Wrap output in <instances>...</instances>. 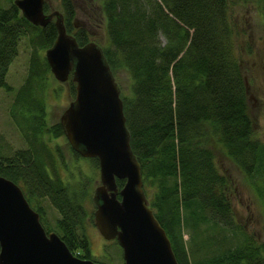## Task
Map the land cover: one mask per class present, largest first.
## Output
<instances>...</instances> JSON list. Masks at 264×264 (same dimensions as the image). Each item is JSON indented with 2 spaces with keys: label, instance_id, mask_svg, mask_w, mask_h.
<instances>
[{
  "label": "trees",
  "instance_id": "1",
  "mask_svg": "<svg viewBox=\"0 0 264 264\" xmlns=\"http://www.w3.org/2000/svg\"><path fill=\"white\" fill-rule=\"evenodd\" d=\"M5 1L9 4L0 6V88L13 92L10 116L25 147L5 153L0 144V176L18 184L29 204L35 202L46 232H56L77 257L92 259L83 233L94 212L86 208L89 189L59 176L55 152L46 143L50 132L42 94L51 71L42 53L56 38L54 22L34 25L14 0ZM89 1L99 7L95 27L105 25L108 43L102 52L111 71L123 68L129 74L130 90L120 96L130 148L148 206L178 264H264V245L235 224L229 189L210 147L220 145L264 201V143L254 138L247 113L228 1ZM57 3L70 33L75 0ZM73 34L79 45L89 40L87 28ZM22 39L30 50L28 68L13 90L5 76ZM67 83L74 96V83ZM55 127L63 134L60 124ZM90 160L98 167L95 158ZM116 183L121 188L124 180ZM44 198L57 210L54 225L46 223Z\"/></svg>",
  "mask_w": 264,
  "mask_h": 264
},
{
  "label": "water",
  "instance_id": "2",
  "mask_svg": "<svg viewBox=\"0 0 264 264\" xmlns=\"http://www.w3.org/2000/svg\"><path fill=\"white\" fill-rule=\"evenodd\" d=\"M14 4L34 25L44 26L55 16L57 34L45 50V59L56 80L66 82L71 73L75 85L74 98L60 117L70 147L98 161L100 185L92 196L97 231L105 240H116L123 264H178L145 198L120 88L102 49L95 42L78 45L59 12L43 13L44 0H15ZM116 179L124 180L121 188ZM0 264L101 263L75 257L57 234H46L20 188L0 176Z\"/></svg>",
  "mask_w": 264,
  "mask_h": 264
},
{
  "label": "rangeland",
  "instance_id": "3",
  "mask_svg": "<svg viewBox=\"0 0 264 264\" xmlns=\"http://www.w3.org/2000/svg\"><path fill=\"white\" fill-rule=\"evenodd\" d=\"M48 1L49 13L61 10L57 0ZM227 1L229 18L236 34V52L246 85L247 113L253 122L254 138L264 143V3H256L255 0ZM7 4L9 3L5 0H0V6ZM75 4L76 14L73 22L76 20L79 23L78 27L81 24L90 32L95 30L88 38L101 48H105L108 43L105 25L101 23L95 27L94 24L95 13H98L99 7L91 4L89 0H75ZM52 20L55 22V16ZM72 29L73 32L75 29L74 27ZM29 52L26 39L19 41L17 54L9 64L5 76L6 83L13 90L22 84L26 76ZM112 74L120 93L121 91L128 93L131 84L128 72L121 68ZM48 81V86L42 94L45 102V121L51 133L46 136V143L55 152L57 162L61 164L59 176L74 184L81 182L80 185L89 189L86 208L91 212L94 210L91 200L93 192L100 184L98 167L90 158L73 155L65 135L56 129L55 126L57 123L60 124V116L73 100V95L67 82L56 80L52 74L48 76ZM12 99V91L0 88V144L1 152L5 153L25 147L21 131L16 128L10 116ZM210 147L218 170L225 177L229 189L235 224L241 229L242 234L244 232L246 236H251L257 243L264 245V201L227 157L224 149L217 143L210 144ZM42 204L47 220L54 222L57 217L54 207L47 199H42ZM83 233L88 239L92 260L103 264H123L121 249L114 241L107 242L101 237L93 225V219L87 218Z\"/></svg>",
  "mask_w": 264,
  "mask_h": 264
},
{
  "label": "flooded vegetation",
  "instance_id": "4",
  "mask_svg": "<svg viewBox=\"0 0 264 264\" xmlns=\"http://www.w3.org/2000/svg\"><path fill=\"white\" fill-rule=\"evenodd\" d=\"M49 7H50V6H49ZM49 7H48V8H49ZM54 12H59V13L62 15V20L64 21V15H63V13H62L61 10H59V11H52V12L49 13L48 10H45V9H44V4H43V13H44V14L47 13V15H48V14H51V13H54ZM51 22H54V21L51 20ZM73 24H74L73 26L76 27V29L79 28V27H78V24H79V23H78L76 20H74ZM80 27H83V28H84V26L81 25V24H80ZM74 31H75V30H74ZM48 48H49V47H48ZM48 48H47V49H48ZM45 50H46V49H45ZM45 50H44V53H45ZM44 53H43V54H44ZM57 164H58L57 166H58V170H59V167H61V164H60L59 162H57ZM62 167H63V166H62ZM45 168H48V167H45ZM48 169H49V168H48ZM48 172L50 173V171H48ZM57 173H58V172H57ZM59 174H60V172H59ZM52 175H53V173H52ZM44 199H45V198H44ZM47 200H48V199H47ZM49 202H50V201H49ZM50 203H51V202H50ZM34 204H35V202H33V204H32V203L30 204V206L32 207L33 210H35V206H34ZM41 205L43 206V204H42V200H41ZM51 205H52V204H51ZM43 209H44V207H43ZM54 209H55V211L57 212L56 208H54ZM35 211H36V210H35ZM44 211H45V209H44ZM38 215H39V214H38ZM44 216H45V215H44ZM57 217H58V216H57ZM57 217H56V218H57ZM56 218H55V220H56ZM45 219H47L46 216H45ZM39 220H40V216H39ZM55 220H54V221H55ZM40 223H41V222H40ZM46 223H48V225H54V222H50V220H47ZM41 225H42V224H41ZM42 227H43V226H42ZM43 229H44V231H45V228H44V227H43ZM51 232L57 234V233L54 232V231H49V232H46V231H45L46 234L51 233ZM57 236H58V234H57ZM58 237H59V236H58ZM59 238H60V237H59ZM61 241H62V240H61ZM62 242H63V241H62ZM63 243H64V242H63Z\"/></svg>",
  "mask_w": 264,
  "mask_h": 264
},
{
  "label": "bare ground",
  "instance_id": "5",
  "mask_svg": "<svg viewBox=\"0 0 264 264\" xmlns=\"http://www.w3.org/2000/svg\"><path fill=\"white\" fill-rule=\"evenodd\" d=\"M45 15H47V13H45Z\"/></svg>",
  "mask_w": 264,
  "mask_h": 264
}]
</instances>
